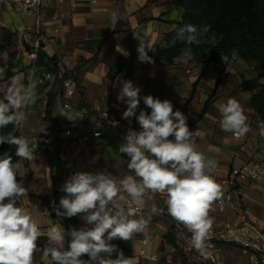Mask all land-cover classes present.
<instances>
[{
    "label": "crops",
    "instance_id": "crops-1",
    "mask_svg": "<svg viewBox=\"0 0 264 264\" xmlns=\"http://www.w3.org/2000/svg\"><path fill=\"white\" fill-rule=\"evenodd\" d=\"M44 14L47 27L53 32L44 40L34 68L32 84L35 85V103L21 107L25 119L17 126L20 137L27 138L30 146L35 148L34 158H20L15 163L18 166L17 179L28 190L27 196L17 198V206L31 214L42 235L47 236L48 229L53 226L65 231L58 219L42 213L44 206L41 203V197L51 195L53 191L49 158L43 150H54L57 139H62L61 156L68 164V179L80 171L107 172L117 178L135 176L127 169L129 158L119 152L129 129L141 130L135 117L131 118V122L122 118L127 105L118 101L117 95L121 90L120 82L124 80H131L134 86L139 87L141 97L152 95L161 100L168 99L174 105V110L184 113L189 129L199 131L196 148L210 165L207 174L221 185L222 193V180L231 167L252 156L264 163L263 124L250 104L251 92L242 87L249 79L259 76L255 61L225 56L219 62L207 64L206 61L196 62L193 54L187 63L177 57L167 64L151 55L153 63L138 60L140 41L149 47L147 51L151 50L181 19L182 13L172 0H51ZM113 14L117 17L115 24L112 23ZM31 22V17L14 12L10 0H0L1 96L9 89L23 92L28 87L31 60L27 51L31 37L26 29ZM52 57L57 58L59 75L49 89L44 73ZM65 71H73L72 79L78 85L74 96L67 99L72 106L70 111L62 107ZM260 81L264 82V76ZM49 93L54 96L51 119L55 126L46 118ZM229 98L236 99L248 117L250 131L239 140L220 126L219 106ZM96 105L119 118L117 128H104L101 137L89 142H69L61 133L67 126L81 129L98 127V119L93 115ZM140 110L151 112L142 99L137 115ZM49 128L53 130L49 132ZM243 143L245 151L235 157V151ZM243 190L244 195L235 200L236 209L220 210L216 201L212 203L209 210L212 228L217 229L228 221L237 220L239 211L246 210L250 218L264 229V178L243 185ZM166 199V194H161L155 200H150L148 193L144 196L143 204L139 205L141 211L130 218L143 217L148 223L142 232L123 240L124 246L131 251L125 257L133 258L135 264H252L250 254L242 253L238 247L228 244H206L210 247L205 252L213 253L216 257L215 262H211L208 255L195 249L192 238L184 233L182 224L169 214L160 216L152 212L153 206L162 205L167 209ZM124 210H128L126 204ZM78 225H87L81 215H78ZM169 231L174 233L175 243L162 245ZM139 238L147 239L145 249L150 255H156L155 259L140 255ZM101 257L118 258H113L109 253H101ZM51 263V258L37 247L33 264ZM93 264H99V260Z\"/></svg>",
    "mask_w": 264,
    "mask_h": 264
},
{
    "label": "clouds",
    "instance_id": "clouds-1",
    "mask_svg": "<svg viewBox=\"0 0 264 264\" xmlns=\"http://www.w3.org/2000/svg\"><path fill=\"white\" fill-rule=\"evenodd\" d=\"M116 19L113 14V24ZM207 31L208 26H204L199 35ZM177 38L188 45L201 43L196 26L191 24L180 28ZM146 48L149 47L140 41L138 60L153 63ZM180 59L184 63L191 60V48L183 49ZM120 83L117 99L127 105L122 118L131 122V118L135 117L141 128L140 131L129 129L125 143L119 147V152L129 158L127 169L135 176L117 178L107 172L87 171L73 174L62 187L66 195L60 198V208L56 209V213L69 218L81 215L86 224L93 227L71 229L67 249L64 246L65 231L56 226L50 227L44 255L49 256L53 264H91V261L97 260L99 264H135L133 258L125 257L122 252L114 260L102 258L101 253L111 254L115 250V246L108 241L114 238L129 240L145 229L148 221L143 217L130 218L136 215V211L129 207L125 212L124 205L129 203V199L142 205L149 191L166 194L167 213L192 233L195 249L209 255L205 252L210 247L205 242L213 224L209 210L223 193L221 185L207 174L210 165L196 148L199 131L189 129L187 117L174 110L170 100L152 95L141 97V89L134 86L131 80ZM34 89L35 85L29 84L23 92L13 88L4 94L0 99V128L23 123L25 114L20 109L35 103ZM141 99L151 109L150 113L140 110L137 115ZM219 112L222 130L232 133L235 139L243 138L250 131L248 117L236 99L229 98L221 104ZM261 135H264V125H261ZM5 143L15 145L17 157L25 160L34 158L35 148L30 146L27 138L13 133L0 135V145ZM17 175L18 166L13 163L12 157L8 153L0 155V264H33L37 241L42 235L31 214L17 206V198L28 193ZM157 211L153 206L152 212ZM84 254L90 257V261L81 259Z\"/></svg>",
    "mask_w": 264,
    "mask_h": 264
},
{
    "label": "trees",
    "instance_id": "trees-1",
    "mask_svg": "<svg viewBox=\"0 0 264 264\" xmlns=\"http://www.w3.org/2000/svg\"><path fill=\"white\" fill-rule=\"evenodd\" d=\"M172 3L181 11V19L176 22V26L172 31L164 35L161 42L155 44L148 51V55L154 56L158 61L171 64L175 58L181 56L182 50L187 47L191 48V53L194 55L196 62L216 63L225 56H236L246 61H255V68L259 71V76L249 79L242 87L244 90L251 92L250 104L255 112L259 114L264 125V82L260 81V78L264 76V0H172ZM188 24L196 26L198 38L201 39L200 44L188 45L177 38L179 29ZM204 26H208V31L200 36L199 30ZM50 61L51 64L47 65V70L58 76L57 58L52 57ZM63 78H74L73 71H65ZM48 98L46 118L55 126L54 120L51 119L54 96L49 93ZM0 99H3V96L0 95ZM208 102L205 107H207ZM52 130L53 128H49V132ZM8 133L20 137L18 127H14L12 124L0 128V135ZM61 143L62 139H57L54 150L50 151L47 148L43 150L49 158L53 191L51 195L41 197V203L51 209L52 217L58 219L64 226V246L67 249L71 240L70 230L73 228H89L90 225L80 227L78 225V215L69 218L58 216L56 213V209L60 208V198L66 195L62 191V187L69 176L67 161L61 156ZM4 153H8L12 157L14 164L20 159L15 155V145L10 146L7 143L0 145V155ZM60 210L63 211V209ZM165 243H175V235L172 231H169L163 238L162 245ZM110 244L115 246V250L111 253L113 258L118 257L120 252L124 256L131 254V251L124 246L123 239L114 238L110 240ZM47 245V236L41 235L37 241V247L44 251ZM81 259L90 261L87 254L82 255ZM93 262L91 261V264Z\"/></svg>",
    "mask_w": 264,
    "mask_h": 264
},
{
    "label": "built area",
    "instance_id": "built-area-1",
    "mask_svg": "<svg viewBox=\"0 0 264 264\" xmlns=\"http://www.w3.org/2000/svg\"><path fill=\"white\" fill-rule=\"evenodd\" d=\"M11 6L14 10L20 11L23 15L29 16L32 22L27 26V32L30 34L31 41L27 54L31 60V74L29 77V84H32L34 68L37 63L39 52L42 49L44 40H46L49 33L53 32V29L47 27L44 11L46 7L51 3V0H10ZM56 75L50 70L44 73V78L48 82L47 87L50 89ZM64 87V101L62 107L66 111L72 110V106L67 101L68 98H72L78 89L76 81L72 78H65L63 80ZM93 115L98 119L97 128H85L81 129L73 125L67 126L61 130V133L65 135L66 139L72 144H80L82 142H89L94 138L102 136V129L104 128H117L120 120L118 117H114L108 111L101 109L99 105H96L93 109ZM246 149L245 143L241 144L235 151V157H238L241 152ZM264 178V166L260 160L255 156H252L248 160L242 162L237 166H233L228 171L226 177L222 180L224 191L222 197L216 200V205L220 210L236 209V199L241 198L244 195L243 185L257 182ZM161 196L160 193L148 192L150 200H155ZM134 211H141V207L136 205L129 199V203L126 204ZM157 213L160 216L167 215V209L165 206H155ZM42 213L46 216L52 217V211L48 207L44 206ZM184 233L192 238L190 233L185 227H182ZM206 244L218 245L228 244L238 247L242 253L250 254L252 257V264H264V229L261 228L255 221H253L246 210H240L238 213V219L234 221H228L220 228H211ZM140 243V255L155 259L156 255H150L145 249L147 239L139 238ZM185 258V257H183ZM208 259L211 262H215L216 257L213 253H209ZM180 264H184L181 262Z\"/></svg>",
    "mask_w": 264,
    "mask_h": 264
},
{
    "label": "rangeland",
    "instance_id": "rangeland-1",
    "mask_svg": "<svg viewBox=\"0 0 264 264\" xmlns=\"http://www.w3.org/2000/svg\"><path fill=\"white\" fill-rule=\"evenodd\" d=\"M14 12H16V13H18V14H20V15H23V13L22 12H20V11H17V10H14ZM214 41H216L215 39H213ZM262 162V161H261ZM262 164H263V166H264V163L262 162Z\"/></svg>",
    "mask_w": 264,
    "mask_h": 264
}]
</instances>
